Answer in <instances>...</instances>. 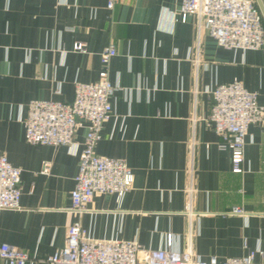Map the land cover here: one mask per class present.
Returning a JSON list of instances; mask_svg holds the SVG:
<instances>
[{
  "label": "crops",
  "instance_id": "crops-1",
  "mask_svg": "<svg viewBox=\"0 0 264 264\" xmlns=\"http://www.w3.org/2000/svg\"><path fill=\"white\" fill-rule=\"evenodd\" d=\"M112 2L108 10L107 0H0V155L20 170L19 209L0 211V245L45 264L77 221L93 240H133L149 250L163 249L170 235L173 246L204 260L264 249V131L248 128L236 174L206 121L209 92L234 79L264 104V50L219 47L206 31L197 34L193 16L171 21L167 12L180 0ZM75 43L84 52L73 51ZM108 45L115 55L105 71L117 88L94 154L123 160L133 180L119 203L94 195L76 218L68 195L77 156L27 144L23 120L29 101L70 103L74 83H94ZM83 135L77 128L73 142ZM236 206L245 217L229 213Z\"/></svg>",
  "mask_w": 264,
  "mask_h": 264
},
{
  "label": "built area",
  "instance_id": "built-area-1",
  "mask_svg": "<svg viewBox=\"0 0 264 264\" xmlns=\"http://www.w3.org/2000/svg\"><path fill=\"white\" fill-rule=\"evenodd\" d=\"M112 4V0H107L106 9L110 10ZM167 13L171 21L178 16L184 22L193 16L197 34L206 31L219 47L241 52L264 50L263 18L255 0H180L178 10ZM72 50L82 53L84 47L75 43ZM114 55L112 45L101 51L99 61L103 68L97 80L90 84L74 83L70 103L32 100L26 105L24 141L35 146L65 147L68 153L77 156V172L68 195V211L76 218L87 212V205L94 195L112 196L119 203L132 185L131 170L123 160L94 154L102 124L111 116L109 99L117 88L108 80L105 71ZM209 93L212 105L206 121L220 138V147L229 150L231 171L241 174L248 128L257 125L264 131V104H260L257 94L247 91L237 79L217 85ZM79 127L84 128V135L77 145L73 137ZM48 167L47 162L42 163L41 173H46ZM19 174L20 170L0 155V211L19 209ZM194 192L190 186L189 200ZM229 213L246 216L237 206ZM191 216L189 209V221ZM256 256L264 259V249L248 251L241 257L224 261L215 257L204 260L190 249L182 252L173 246L170 235L166 236L165 247L155 250L143 249L133 240H93L74 221L66 229L63 246L46 257L43 263L263 264L255 261ZM0 262L27 264L29 256L10 245L1 244Z\"/></svg>",
  "mask_w": 264,
  "mask_h": 264
},
{
  "label": "water",
  "instance_id": "water-1",
  "mask_svg": "<svg viewBox=\"0 0 264 264\" xmlns=\"http://www.w3.org/2000/svg\"><path fill=\"white\" fill-rule=\"evenodd\" d=\"M255 3H256V5L258 6V8H259V10H260V13H261V15H262V18H263V20H264V6H263L261 0H255Z\"/></svg>",
  "mask_w": 264,
  "mask_h": 264
}]
</instances>
